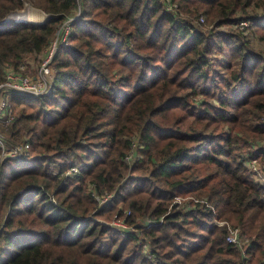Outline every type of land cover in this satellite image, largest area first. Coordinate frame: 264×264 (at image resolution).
I'll return each mask as SVG.
<instances>
[{
    "label": "trees",
    "instance_id": "obj_1",
    "mask_svg": "<svg viewBox=\"0 0 264 264\" xmlns=\"http://www.w3.org/2000/svg\"><path fill=\"white\" fill-rule=\"evenodd\" d=\"M171 1L0 0V81L70 19L50 89L7 91L0 134L27 151L0 147V264H264V183L245 163L264 161V0ZM26 2L46 17L5 20ZM213 217L248 236L245 256Z\"/></svg>",
    "mask_w": 264,
    "mask_h": 264
},
{
    "label": "built area",
    "instance_id": "obj_2",
    "mask_svg": "<svg viewBox=\"0 0 264 264\" xmlns=\"http://www.w3.org/2000/svg\"><path fill=\"white\" fill-rule=\"evenodd\" d=\"M163 6L167 10H175L177 8V4L171 0H161ZM200 22L204 21L203 16H200L198 19ZM70 19L66 20L64 24L60 27L61 31L56 35L55 39H53L46 51L44 50V56H42V62L39 66L38 72L35 76H27L20 72V69L16 68H8L3 73V79L0 81V121L3 124H6L11 118L12 115L7 114V109L9 108V101L5 96L7 91L15 90L24 94H33L39 95L46 93L49 90L50 82L52 78L50 61L56 50V45L60 41H64L68 34V22ZM243 24V23H242ZM60 34V37L58 36ZM0 147L2 149V158L6 156H18L22 152L27 151V144L23 145H15L8 147L5 144L3 136L0 134ZM7 149V150H5ZM9 151V152H8ZM133 152H129L125 155V161L130 162L132 159ZM246 164L250 169V174L253 179L257 182L264 183V161L263 164L257 160L256 157H249L246 159ZM70 166L68 173L77 172V163H72ZM108 195L98 198L100 201H104ZM192 199L194 201H201L205 203L207 206H210L206 199L201 198L197 199L192 196L181 197L175 196L173 199V203L176 205L182 204L183 201ZM188 202V201H187ZM213 214H215V210L213 206H210ZM128 213V211H127ZM214 223L220 226H224L226 229L225 240L235 247L240 249L243 256H245V249L247 247V243L249 238L246 234L242 233L239 227L231 225L226 219L213 217ZM116 220V221H115ZM115 223V224H114ZM113 224L117 226V229H120L124 233L125 230L128 229V225L122 220L115 217L113 220ZM116 228V227H115ZM247 256V255H246ZM248 257V256H247Z\"/></svg>",
    "mask_w": 264,
    "mask_h": 264
},
{
    "label": "rangeland",
    "instance_id": "obj_3",
    "mask_svg": "<svg viewBox=\"0 0 264 264\" xmlns=\"http://www.w3.org/2000/svg\"><path fill=\"white\" fill-rule=\"evenodd\" d=\"M27 4H28V7H27V11H28V14H27V16L26 17H28L29 19H31V20H33V21H40V20H42L43 19V17H46V14L45 13H43V11L42 10H40V9H38V8H35V7H33L31 4H29L28 2H27ZM29 8V9H28ZM26 11V12H27ZM241 28H243V26H241ZM239 29H240V25H239ZM61 31V28L59 27V29H58V31H57V34L59 33ZM245 33H247V31H244ZM56 34V35H57ZM59 37H60V34L58 35ZM56 37V36H55ZM250 38H251V43H252V45L254 46V47H257V48H264V42L257 36V35H252V36H250ZM55 39V38H54ZM47 49V48H46ZM46 49H45V51H46ZM44 51H43V54H41L40 55V53H39V55H29V56H27L25 59H23L22 60V62H21V64L19 65V68H21L20 69V72L21 73H23L24 75H27V76H35L36 74H37V72H38V69H39V66H40V64H41V62H42V56H44ZM8 68H14L13 66H6L5 68H4V71L3 72H5V70L6 69H8ZM6 97H7V99H9V95H7V93H6V95H5ZM263 141H260V143H262ZM256 144H258V143H256ZM257 146H259V145H257ZM8 147H10V146H8ZM11 148V147H10ZM5 150H7V149H5ZM9 152V151H8ZM246 159H247V157H246ZM246 159H245V163H246ZM70 168H68V170H69ZM68 170L66 171V174L68 173ZM68 174H71V173H68ZM185 197H187V196H185ZM115 219V215L111 218V220H110V225H112L113 227H116L117 228V226H115L114 224H113V220ZM116 221V220H115Z\"/></svg>",
    "mask_w": 264,
    "mask_h": 264
},
{
    "label": "water",
    "instance_id": "obj_4",
    "mask_svg": "<svg viewBox=\"0 0 264 264\" xmlns=\"http://www.w3.org/2000/svg\"><path fill=\"white\" fill-rule=\"evenodd\" d=\"M27 7H28V4H27V2H26V4H25L23 10L18 11V12H12V13L8 14V15L5 17V20L15 19V20H22V21H30V19H29L28 17H26V16H25V17H21V16H20V15L26 13V11H27V10H26ZM56 47H57V45H56ZM49 89H50V88H49Z\"/></svg>",
    "mask_w": 264,
    "mask_h": 264
},
{
    "label": "bare ground",
    "instance_id": "obj_5",
    "mask_svg": "<svg viewBox=\"0 0 264 264\" xmlns=\"http://www.w3.org/2000/svg\"><path fill=\"white\" fill-rule=\"evenodd\" d=\"M28 9H29V8H28ZM27 14H28V11H27L26 13L20 15V16H21V17H25V16H27Z\"/></svg>",
    "mask_w": 264,
    "mask_h": 264
},
{
    "label": "crops",
    "instance_id": "obj_6",
    "mask_svg": "<svg viewBox=\"0 0 264 264\" xmlns=\"http://www.w3.org/2000/svg\"><path fill=\"white\" fill-rule=\"evenodd\" d=\"M44 18V17H43ZM31 20V19H30ZM33 21V20H32ZM41 21V20H40ZM43 54V52L40 53V55ZM39 55V54H38Z\"/></svg>",
    "mask_w": 264,
    "mask_h": 264
}]
</instances>
